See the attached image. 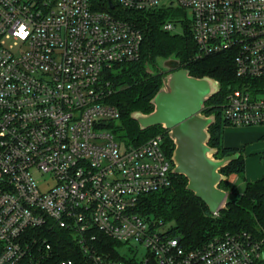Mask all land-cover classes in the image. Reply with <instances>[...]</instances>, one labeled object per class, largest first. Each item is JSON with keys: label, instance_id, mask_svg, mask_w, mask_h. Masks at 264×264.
<instances>
[{"label": "built area", "instance_id": "obj_1", "mask_svg": "<svg viewBox=\"0 0 264 264\" xmlns=\"http://www.w3.org/2000/svg\"><path fill=\"white\" fill-rule=\"evenodd\" d=\"M175 2L192 12L197 57L232 52L242 82L226 91L224 121L264 124V0ZM115 3L135 11L173 7L163 0H0V264L44 257L51 247L43 251L30 229L50 221L75 234L90 264L264 260V237L226 232L188 249L138 210L143 195L171 184L174 163L162 133L132 144L105 129L120 118L105 75L139 60L143 41L131 19L111 11ZM97 231L122 242V258L97 251L90 243ZM137 243L140 255L131 247Z\"/></svg>", "mask_w": 264, "mask_h": 264}, {"label": "trees", "instance_id": "obj_2", "mask_svg": "<svg viewBox=\"0 0 264 264\" xmlns=\"http://www.w3.org/2000/svg\"><path fill=\"white\" fill-rule=\"evenodd\" d=\"M103 8L107 9L108 6ZM111 11L131 19L143 32L140 59L118 65L115 71H109L105 75L111 89L107 100L120 111L117 128L121 129L122 141L139 144L162 133L164 150L169 157L172 156L175 144L168 129L162 125L142 129L131 113L135 110L146 113L153 110L151 99L162 85L163 73L153 74L147 70V66L159 58L173 55L180 59L183 67L190 70V74L198 77L209 75L220 82V90L206 101L203 110L206 114H216V121L209 127V144L218 149L216 157L236 151L241 153L237 159L220 169L226 178L219 186L229 194L226 205L218 213H211L206 203L187 189V177L176 173L171 174L172 181L169 186L143 195L138 210L158 223H170V230L181 237L188 249L200 247L209 239L226 232L246 231L254 238L264 237V176L254 181H246L244 189H240L233 175L245 176L243 149L225 146L223 142L224 127L228 123L222 117L221 104L229 86H237L242 82L236 75L232 52L219 51L197 57L198 47L190 24L185 25L180 33H172L162 28L171 13L167 8L135 11L115 3V8ZM143 58L142 64L140 60ZM30 231L38 238L43 251L47 244L51 247L47 249L44 257L33 264H58L65 258L73 259L76 264H90L88 256L70 229L50 221ZM90 243L99 253L122 258L116 249L122 242L100 231L96 232V238ZM255 264H264V260Z\"/></svg>", "mask_w": 264, "mask_h": 264}, {"label": "water", "instance_id": "obj_3", "mask_svg": "<svg viewBox=\"0 0 264 264\" xmlns=\"http://www.w3.org/2000/svg\"><path fill=\"white\" fill-rule=\"evenodd\" d=\"M113 7V3L110 4ZM173 57V58H171ZM163 66L162 85L151 99L153 110L131 113L142 129L162 125L168 129L174 141L172 153L173 173L185 175L187 189L206 203L211 213L216 214L225 205L228 191L219 186L226 176L220 169L240 156L236 151L216 157V147L209 144V127L216 121V114H206V101L220 88V82L209 76L190 74L181 65L179 58L170 55Z\"/></svg>", "mask_w": 264, "mask_h": 264}, {"label": "rangeland", "instance_id": "obj_4", "mask_svg": "<svg viewBox=\"0 0 264 264\" xmlns=\"http://www.w3.org/2000/svg\"><path fill=\"white\" fill-rule=\"evenodd\" d=\"M163 2H165L166 6H171V5L173 6V7H165L169 9V11H171V13L169 12L170 14L167 16L166 20H172L173 22L176 23V27L174 31L171 32L172 33L182 32L185 25L190 24V21L192 19V12L190 8L175 7L176 6L175 0H163ZM181 21H183V23ZM143 60L144 58L140 60L142 64H143ZM118 122H120L119 119L115 120L110 125L106 126L105 129L111 130L116 135V138H118L117 140L122 141V137L120 136L121 129L117 128ZM233 126H244V125H233ZM263 129H264V125H263ZM249 145H254V147H252L250 150L246 149L245 151H243L245 158H249L248 163L250 164L251 167H254L256 169H263L264 168V136L262 137L259 136L255 140L249 142ZM233 176L238 187L240 189H244L246 183L245 178H243L242 176L241 177L236 175ZM165 225L169 226L170 223ZM127 247H129V245H127ZM131 247H138L139 255L144 252V249L142 248L140 249V247L144 248V246H142L139 243L133 244L131 245ZM126 249L127 248H125V250Z\"/></svg>", "mask_w": 264, "mask_h": 264}, {"label": "crops", "instance_id": "obj_5", "mask_svg": "<svg viewBox=\"0 0 264 264\" xmlns=\"http://www.w3.org/2000/svg\"><path fill=\"white\" fill-rule=\"evenodd\" d=\"M264 124L251 126H233L225 125L223 131V142L225 146L239 147L243 151L251 149L254 145H249V142L255 140L259 136H264ZM249 158H245V181H254L264 176V168L256 169L248 163Z\"/></svg>", "mask_w": 264, "mask_h": 264}, {"label": "flooded vegetation", "instance_id": "obj_6", "mask_svg": "<svg viewBox=\"0 0 264 264\" xmlns=\"http://www.w3.org/2000/svg\"><path fill=\"white\" fill-rule=\"evenodd\" d=\"M173 58V57H171ZM171 63V59L170 60H165L164 58H159L157 59V61L151 62L150 64H148L147 66V70L153 74L156 73H163V66L164 65H169Z\"/></svg>", "mask_w": 264, "mask_h": 264}]
</instances>
